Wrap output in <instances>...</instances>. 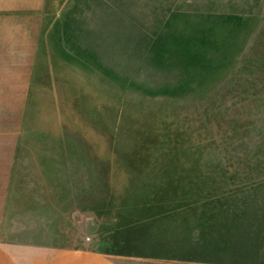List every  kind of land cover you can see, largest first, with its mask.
<instances>
[{
    "label": "rangeland",
    "instance_id": "374dc122",
    "mask_svg": "<svg viewBox=\"0 0 264 264\" xmlns=\"http://www.w3.org/2000/svg\"><path fill=\"white\" fill-rule=\"evenodd\" d=\"M0 244L264 264V0H0Z\"/></svg>",
    "mask_w": 264,
    "mask_h": 264
},
{
    "label": "crops",
    "instance_id": "0c3cea01",
    "mask_svg": "<svg viewBox=\"0 0 264 264\" xmlns=\"http://www.w3.org/2000/svg\"><path fill=\"white\" fill-rule=\"evenodd\" d=\"M0 264H160L149 258H114L89 251L68 250L51 253L36 245L0 244ZM187 264V263H178Z\"/></svg>",
    "mask_w": 264,
    "mask_h": 264
}]
</instances>
